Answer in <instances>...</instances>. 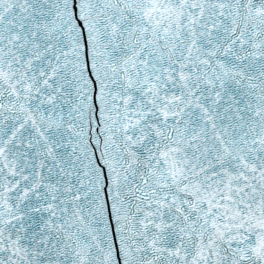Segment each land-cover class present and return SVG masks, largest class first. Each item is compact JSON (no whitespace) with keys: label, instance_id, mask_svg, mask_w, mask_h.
Returning a JSON list of instances; mask_svg holds the SVG:
<instances>
[{"label":"snow or ice","instance_id":"6c2138e0","mask_svg":"<svg viewBox=\"0 0 264 264\" xmlns=\"http://www.w3.org/2000/svg\"><path fill=\"white\" fill-rule=\"evenodd\" d=\"M0 264H264V0H0Z\"/></svg>","mask_w":264,"mask_h":264}]
</instances>
